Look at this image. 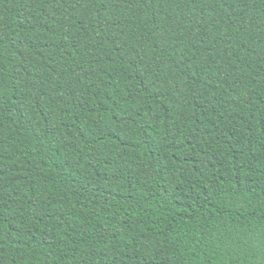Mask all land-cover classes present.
<instances>
[{
	"label": "trees",
	"instance_id": "1",
	"mask_svg": "<svg viewBox=\"0 0 264 264\" xmlns=\"http://www.w3.org/2000/svg\"><path fill=\"white\" fill-rule=\"evenodd\" d=\"M0 264H264V0H0Z\"/></svg>",
	"mask_w": 264,
	"mask_h": 264
}]
</instances>
